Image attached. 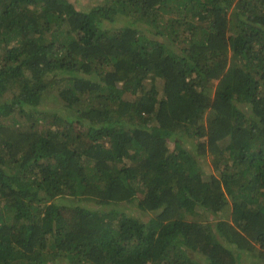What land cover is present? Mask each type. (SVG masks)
I'll return each mask as SVG.
<instances>
[{
  "label": "trees",
  "instance_id": "1",
  "mask_svg": "<svg viewBox=\"0 0 264 264\" xmlns=\"http://www.w3.org/2000/svg\"><path fill=\"white\" fill-rule=\"evenodd\" d=\"M90 1L0 0V264L264 263V0Z\"/></svg>",
  "mask_w": 264,
  "mask_h": 264
},
{
  "label": "rangeland",
  "instance_id": "2",
  "mask_svg": "<svg viewBox=\"0 0 264 264\" xmlns=\"http://www.w3.org/2000/svg\"><path fill=\"white\" fill-rule=\"evenodd\" d=\"M73 1L76 2V4H78V6L81 7L82 9L88 8L92 4V2L90 0H73ZM108 26H110V25H108ZM47 98H48L47 100H45V98H44V101H42V102L44 103L45 101H47L49 105H52L55 103V101H53L54 100L53 96H49ZM141 215L144 219L149 218V216L146 214L144 215V212H142V211H141ZM236 264H264V263L260 262V261L258 263L256 261H251L249 258H247L245 255L242 254V256L238 258Z\"/></svg>",
  "mask_w": 264,
  "mask_h": 264
}]
</instances>
